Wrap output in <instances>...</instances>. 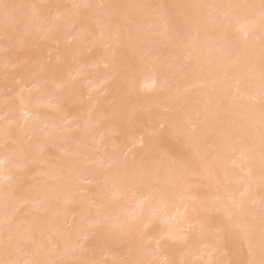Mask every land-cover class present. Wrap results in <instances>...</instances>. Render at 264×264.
Instances as JSON below:
<instances>
[{"label":"bare ground","instance_id":"bare-ground-1","mask_svg":"<svg viewBox=\"0 0 264 264\" xmlns=\"http://www.w3.org/2000/svg\"><path fill=\"white\" fill-rule=\"evenodd\" d=\"M262 157L264 0H0V264H264Z\"/></svg>","mask_w":264,"mask_h":264},{"label":"rangeland","instance_id":"rangeland-1","mask_svg":"<svg viewBox=\"0 0 264 264\" xmlns=\"http://www.w3.org/2000/svg\"><path fill=\"white\" fill-rule=\"evenodd\" d=\"M95 2H97V1H95ZM97 6H100L99 2H98V5H96V7H97ZM94 7H95V6H94ZM96 7H95V9L97 10ZM98 9H99V8H98ZM100 9H101V6H100ZM100 9H99V11H102V10H100ZM102 13H103V12H102ZM102 13H101V14H102ZM97 14L99 15V12H97ZM102 15H103V14H102ZM106 15H108V14H106ZM106 15H105V14L103 15V18H104V19H105ZM108 17H109V16H107L106 18L109 19ZM100 18L102 19V16L99 15V20H101ZM105 20H106V19H105ZM109 20H110V19H109ZM104 22H105V21H104ZM107 22H109V21H107ZM109 23H110V22H109ZM108 25H109V24L107 23V26H108ZM116 25H117V24H116ZM114 26H115V25H113V27H114ZM113 27H112V29L115 30V29H116V26H115V28H113ZM109 28H110V25H109ZM112 29L108 30V28H107L108 32H110V33L113 32ZM114 33H115V32H114ZM114 33H112V35H114V36L109 37V39H111L112 37H113L112 39H115V38H116V37H115L116 34H114ZM109 35H111V34H108V36H109ZM114 37H115V38H114ZM181 67H182V66H181ZM183 67L186 68V66H184V65H183ZM179 68H180V67L177 68V71L182 72V70H181V69L179 70ZM185 68H184V69H185ZM177 71L174 70V72H177ZM183 71H184V70H183ZM174 72H173V73H174ZM180 72H178V73H176V74H179ZM261 86H263V85H261ZM61 131H62V134H63V136L61 135V138H62V137L65 138V137L67 136V135H66L67 130L63 128ZM63 131H64V133H63ZM65 131H66V132H65ZM64 134H65L66 136H65ZM64 136H65V137H64ZM66 138H67V137H66ZM64 140H65V139H64ZM140 144H141V143H139V146H138V144H137V146L140 147ZM89 146H90V145H89ZM89 146H88V147H89ZM92 146H93V148H94V146H98V145H92ZM92 146L90 147V149H92L94 152H96L97 150H94L95 148L93 149ZM98 147H99V146H98ZM98 147H96V148L99 150L100 148H98ZM100 150H101V149H100ZM99 153H100V152H96L97 157H99V156H98ZM122 155H123V153L120 155V157H121V159H122V158L124 159L125 157H123V156H126V155H125V154H124L123 156H122ZM260 159H261V161H262V159H264V157H262V158H260ZM262 162H263V161H262ZM263 165H264V162H263ZM242 170H243V169H242ZM242 170H241V171H242ZM242 173H243V174L246 173V170H245V172L243 171ZM91 177H93V176H91ZM93 179L95 180V177L92 178V182H93V184L95 185L97 181L95 182ZM89 180H91V178L85 179V180L83 181V184H85L84 182L89 181ZM96 180H97V179H96ZM99 180H100V181H99ZM99 180H98L99 183H102V188L100 187V188H101V189H100V188L98 187V186H101L100 184H97L98 186H96V185H95V186H96L97 188H99L101 191H104V189L106 190L107 186H108V188H109V187H110V188L112 187L113 189H115V186H111V185L113 184V183H112V184L110 183L111 181L107 180V181H109L110 184H109V185L107 184V186H105L106 188H104L103 185H104L107 181L104 179V180H105V181H104L105 183H104V182L101 181V179H99ZM232 180H233V181H237V180L234 179V178H232ZM89 182H90V184H89ZM89 182H87V185H91V184H92L91 181H89ZM103 183H104V184H103ZM93 184H92L91 186H94ZM200 184H201V183H200ZM200 184H198V185L200 186ZM85 185H86V184H85ZM113 185H114V184H113ZM95 186H94V187H95ZM193 186H195V185H193ZM201 186H202V185H201ZM112 188H111V190H109V189L106 190L107 192H103L104 194H105V193H108V194L110 195V196H106V195H104V196H105V197H104V202H102V203L99 202V203H100V205H99V203H98L99 200H98V201L95 200L96 202L94 201V203H95V204L97 203V206H94V207L92 206L93 209H92V207H90L92 210H89L88 213H87V214H88V217H89L88 223H90L91 220H92V221H94L96 224H95L94 222H92V224H91V223L88 224L89 227H90V225L95 226V225L98 224V223H97V220L94 218V217H96V216H95L96 214H94L96 211H95V212L93 211L94 208H95V207H96V209H97V208H100L102 204H104V203H108L109 199H111L110 201L112 202L113 198H110V197H113L114 194H115V196H116V195H117L116 193H119V190H118L117 188H116L114 191H113ZM203 188L206 189L207 186L205 187V185H204ZM242 189L245 191V190H247V187L245 188V187L243 186ZM108 191H109V192H108ZM115 191H117V192H115ZM114 192H115V193H114ZM110 193H112L113 196H111ZM239 194H240V193H239ZM115 196H114V198H115ZM106 197H107V198H106ZM132 197H133V195H132ZM105 198L107 199V201H106ZM114 200H115V199H114ZM130 202H131L132 204H131ZM130 202H129V203L127 202V205L129 204V205H128V208H129L130 211H132L131 214H135V213H137L138 210L135 208L136 206H133V205H135L136 202H133V201H130ZM94 203L92 202L91 204L94 205ZM133 203H134V204H133ZM124 204H126L125 201H124L123 205H124ZM136 204H137V203H136ZM98 205H99L100 207H99ZM130 205H131L132 207H129ZM133 208L136 209V210H134V211H137V212H133ZM90 211H91L92 213H91ZM89 212H90V214H89ZM90 215H91V216L93 215V216L90 217ZM260 215H261V214H260ZM93 218H94V219H93ZM110 219L112 220V217H110ZM105 220H106L105 222H107V225H109V226H107L106 224H104V226H106V228H109V227H112V226H113V224H112V226H111V224L108 223V222H111V221H109V219H105ZM107 220H108V221H107ZM89 221H90V222H89ZM112 221H113V220H112ZM114 221H115V220H114ZM100 222H101V224H102V222L104 223L103 220L100 221ZM112 223H114V222H112ZM132 223H133V222H132ZM98 225H99V224H98ZM129 225H130V224H129ZM133 225H134V224H131V227H133V230H134L137 226L134 225V226H135V227H134ZM125 226H127V227L129 228L128 225H122V226L119 225L120 228L117 227V228L119 229V232L124 231L125 229H122V228H127V227H125ZM83 227L85 228V225H84V226H83V225L81 226V228H83ZM121 227H122V228H121ZM84 228H83V229H84ZM137 228H138V229H139V228H142V229H143L144 227H143V225L140 224ZM137 228L135 229V230H137V231H134V232H131V231H130V234L132 235V237L130 236L131 239L128 241L129 243H130V241H132V242H134V243H136V244H140V243H138L137 241L141 242V241H140V240H141V236H140V235H142L143 230H142V229H139V230H138ZM83 229H81V230H83ZM120 229H121V231H120ZM129 229L132 230L131 228H129ZM133 230H132V231H133ZM126 232H127V230H126ZM136 232H137L138 236L135 234ZM139 232H140L141 234H140ZM127 233H128V232H127ZM134 235H135V239H137L136 237H139L140 240H139V239H138V240H132V238L134 237ZM98 237H99V238H98ZM89 238H90L91 242H90L89 239H88V240H87L88 243L85 242V244H87V245H85V246H87V247L90 248V249H91L92 247L94 248V245H96V243H97V245H96V246H97V247H96L97 251H98V248H99V247H100V248L102 247V249H103V247H106V245H108V244L105 243V240L102 241L104 238H102V237L100 238V236H96V235H95V237H94V235H93V236H92L93 239H92L91 237H89ZM95 239H98L99 241H98V240H95ZM101 239H102V240H101ZM133 239H134V238H133ZM100 240L103 242V243H102L103 246H101V242H100ZM89 242H90V243H93V244H92V247L88 245ZM94 242H96V243H94ZM106 242H107V241H106ZM124 243H125V244H124ZM124 243H122V244L119 243V245L121 246V248H122L123 250H125V249L123 248L124 245H125V247L127 246V242H124ZM99 244H100V245H99ZM104 244H106V245H104ZM115 244H117V243H115ZM83 245H84V244H83ZM119 245H118V246H117V245H116V246H115V245H109V246L112 247V249H111V247H109V246H107V247H109L112 251H115V252H117V253L120 254V255H125L126 253L123 254V251H122V252L120 251V249H119L120 246H119ZM85 246H83V247H84V249L87 250V251H91V250L93 249V248H92V249L90 250V249H88V248L85 247ZM114 246H115L116 248H118L119 251H120L121 253L118 252L117 250H115ZM83 247H82V248H83ZM126 248H127V247H126ZM94 249H95V248H94ZM94 249H93V251H94ZM127 249H128V248H127ZM127 249L125 250L126 252L128 251ZM21 250H22V253H24V254L26 253V254L24 255V257H25L27 254H29L28 251H27V252H24V248H22ZM21 250H20V253H21ZM99 250H100V249H99ZM93 251H92V252H93ZM100 251H101V250H100ZM100 251H99V252H100ZM95 252H96V251H95ZM96 253H98V252H96ZM260 253H261V252H260ZM22 255H23V254H22ZM27 256H29V255H27ZM27 256H26V257H27ZM26 257H25V258H26ZM26 259H27V258H26ZM156 259H157V258H156ZM24 260H25V259H24Z\"/></svg>","mask_w":264,"mask_h":264}]
</instances>
